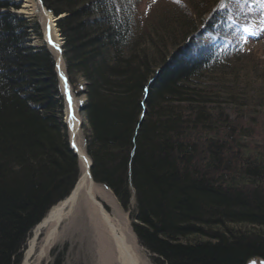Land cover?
Listing matches in <instances>:
<instances>
[{"label":"trees","instance_id":"obj_1","mask_svg":"<svg viewBox=\"0 0 264 264\" xmlns=\"http://www.w3.org/2000/svg\"><path fill=\"white\" fill-rule=\"evenodd\" d=\"M12 1L0 0V264L18 262L30 229L78 177L54 60L28 45ZM164 1L146 20L139 0H41L66 14L65 74L86 82L91 177L122 208L133 200L132 229L154 264L264 259V154L248 155L245 128L211 107L239 71L190 44L213 29L220 0Z\"/></svg>","mask_w":264,"mask_h":264},{"label":"rangeland","instance_id":"obj_2","mask_svg":"<svg viewBox=\"0 0 264 264\" xmlns=\"http://www.w3.org/2000/svg\"><path fill=\"white\" fill-rule=\"evenodd\" d=\"M22 1L23 0H13L12 2L17 4V9L10 8L8 11L28 23L27 25L30 27L27 30L30 34L28 36V45L36 49L44 46L51 54L55 67L54 54L47 48L44 41L45 24L40 7L50 13L54 20H56L54 26L60 42L61 51L64 41L60 36L57 23L63 19L66 14H53L43 6L41 0H38L40 7L37 5L35 12L22 15L16 12L21 6ZM163 2L165 3L166 1L139 0L141 12L144 11L143 16L147 17L146 20L153 19L160 8L165 5ZM220 3V6H222L223 0H220ZM225 6L226 21L218 25L214 33H205L201 36L196 35L192 43L198 47L202 44H222L223 42L236 49V52L232 56L222 59L224 62H221V60L217 63H222V66L226 67L224 70L226 74L232 70L239 71V77L231 78V80L227 81L228 85H224L225 87L223 88L227 93L230 92L232 94L227 95V98H216V103H213L211 107L214 113H220L222 111L235 125H239L240 128H245L246 134L242 137L244 149L247 150V153H249L248 155L252 153H258V155H260L264 154V0H232L231 4ZM234 79H237L236 84L232 83ZM85 83L81 75L75 76V80H72V82L68 80L72 100L76 105V113L81 122L78 138L81 146L86 152L85 147L86 139L89 135V128L84 113V106L86 103ZM56 91V99H59V104L61 106L60 118L63 123L65 117V101L64 95L60 90L58 79ZM63 126L65 138L68 142L69 132L67 126ZM76 160L79 177L81 166L77 156ZM97 184L102 189V192L97 194V200L102 204L105 210L116 216L122 225L125 226L128 235L132 238L136 248H138L141 264H154L152 258H154L155 255L140 244L132 229V224L134 222L132 218V210L134 208L133 200H130L128 208L124 209L109 188L101 183ZM80 219L81 218L70 219L69 226L67 227L64 225L65 227L61 229L60 238L49 248L46 257L38 262V264H95V260L91 254L92 250L89 248L91 231L86 222ZM29 233L30 231L19 252L20 256L16 264H19L21 261L22 251Z\"/></svg>","mask_w":264,"mask_h":264},{"label":"bare ground","instance_id":"obj_3","mask_svg":"<svg viewBox=\"0 0 264 264\" xmlns=\"http://www.w3.org/2000/svg\"><path fill=\"white\" fill-rule=\"evenodd\" d=\"M37 5L40 7L38 0H23L16 12L22 15L31 14L35 12ZM40 11L45 24L44 41L47 48L54 54V71L64 95L65 117L62 125L67 126L69 149L72 153L73 150L76 152L81 173L69 194L51 206L43 218L32 227L19 264H38L46 257L49 248L60 238L61 229L68 227L69 220L74 218H81L80 220L86 222L90 228L89 248L92 250L95 264H141L138 248L128 235L125 226L116 216L105 210L97 200V194L102 192V189L91 177L89 169L91 160L78 138L81 122L76 113V105L72 100L67 78L64 77V61L60 55V42L55 30L54 18L42 7ZM211 17L206 15L204 18L208 20ZM49 34L51 43L48 39ZM69 98L71 106H69Z\"/></svg>","mask_w":264,"mask_h":264},{"label":"water","instance_id":"obj_4","mask_svg":"<svg viewBox=\"0 0 264 264\" xmlns=\"http://www.w3.org/2000/svg\"><path fill=\"white\" fill-rule=\"evenodd\" d=\"M56 22V20H54V23ZM60 55H61V57H62V51H61V49H60ZM64 77H65V75H64ZM71 149H72V147H71ZM73 150V149H72ZM73 154L75 155V156H77L76 155V152L73 150ZM90 167H91V162H90V164H89V169H90ZM245 264H264V259L263 258H261V257H252V258H250V259H248L246 262H245Z\"/></svg>","mask_w":264,"mask_h":264},{"label":"snow or ice","instance_id":"obj_5","mask_svg":"<svg viewBox=\"0 0 264 264\" xmlns=\"http://www.w3.org/2000/svg\"><path fill=\"white\" fill-rule=\"evenodd\" d=\"M48 39H49V42L51 43L52 41H51V36H50V34H49ZM69 106H71V100H70V98H69Z\"/></svg>","mask_w":264,"mask_h":264}]
</instances>
